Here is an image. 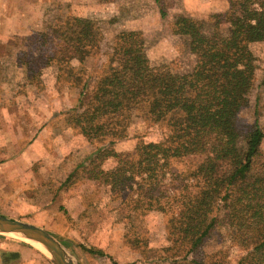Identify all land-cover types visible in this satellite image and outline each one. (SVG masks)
I'll return each instance as SVG.
<instances>
[{
    "label": "rangeland",
    "instance_id": "obj_1",
    "mask_svg": "<svg viewBox=\"0 0 264 264\" xmlns=\"http://www.w3.org/2000/svg\"><path fill=\"white\" fill-rule=\"evenodd\" d=\"M8 1L22 8L24 27L29 17L40 18L42 26L37 31H16L0 41V215L44 228L76 264H264V242L230 225L221 210L199 249L186 254L187 243L170 227L169 206L165 211L133 206L80 171L62 184L98 146L110 151L105 160H96L107 170L119 160L133 159L139 141H156L167 132L165 124L152 121L141 105L87 125L68 120L72 111H87L98 68L117 37L133 33L142 40L151 64L184 75L197 58L190 52L189 35L175 31L178 19L183 16L203 23L205 31L215 28L227 35L228 0H161L163 16L155 0ZM72 17L89 20L99 45L82 63L61 60L55 43L47 39L43 44L40 38L48 24ZM250 49L254 77L249 108L240 112L238 125L257 119L264 131V41ZM101 123L102 128L95 129ZM199 161V157L173 159L171 168L187 175ZM259 174H264V140L245 179ZM165 183L170 188L177 185L168 174ZM0 264L54 263L24 238L0 233Z\"/></svg>",
    "mask_w": 264,
    "mask_h": 264
},
{
    "label": "trees",
    "instance_id": "obj_2",
    "mask_svg": "<svg viewBox=\"0 0 264 264\" xmlns=\"http://www.w3.org/2000/svg\"><path fill=\"white\" fill-rule=\"evenodd\" d=\"M155 1L165 15L161 0ZM228 3L227 35L215 28L205 31L203 23L183 16L178 19L175 31L189 35L190 52L197 58L184 75L151 64L142 40L133 33L117 37L98 68L87 111H72L68 117L73 124L87 125L141 105L152 121L165 124L167 132L161 139L139 141L135 157L119 160L111 169L96 164L110 154L107 146L96 147L62 184L80 171L133 206L161 211L169 206L170 227L187 243L186 254L199 249L219 221V210L230 225L264 242V174L245 179L261 151L264 131L257 119L238 125L240 112L249 108L254 77L250 45L264 41V0ZM40 38L43 44L47 39L55 43L61 60L73 58L82 63L99 48L85 18L50 23ZM51 54L55 55L54 51ZM85 88L84 83L80 105L84 104ZM102 125L94 127L98 130ZM188 157L200 158L189 174L172 170L173 159ZM167 174L173 186L177 183L175 187L165 183Z\"/></svg>",
    "mask_w": 264,
    "mask_h": 264
},
{
    "label": "water",
    "instance_id": "obj_3",
    "mask_svg": "<svg viewBox=\"0 0 264 264\" xmlns=\"http://www.w3.org/2000/svg\"><path fill=\"white\" fill-rule=\"evenodd\" d=\"M0 233L14 234L41 243L48 253H43L54 264H76L64 246L44 228L23 220L0 215Z\"/></svg>",
    "mask_w": 264,
    "mask_h": 264
},
{
    "label": "crops",
    "instance_id": "obj_4",
    "mask_svg": "<svg viewBox=\"0 0 264 264\" xmlns=\"http://www.w3.org/2000/svg\"><path fill=\"white\" fill-rule=\"evenodd\" d=\"M44 3V0H40L38 4ZM16 2L12 3L8 0H0V41L6 39L9 35H13L16 31H34L40 29L42 26L41 19H31L26 18V27L21 23L23 16L19 15L21 12L20 8L16 7ZM24 10H27L24 8ZM33 13V8L31 9V15ZM27 17V15H26ZM34 16L32 15V18ZM0 62H2V57L0 56ZM0 83H3L0 81ZM3 162V161H2Z\"/></svg>",
    "mask_w": 264,
    "mask_h": 264
},
{
    "label": "bare ground",
    "instance_id": "obj_5",
    "mask_svg": "<svg viewBox=\"0 0 264 264\" xmlns=\"http://www.w3.org/2000/svg\"><path fill=\"white\" fill-rule=\"evenodd\" d=\"M25 240L27 242H29L30 244L34 245L40 251H43L44 253H48L49 254V252L46 250V248L41 243H39L37 241H34V240H31V239H27V238H25Z\"/></svg>",
    "mask_w": 264,
    "mask_h": 264
}]
</instances>
